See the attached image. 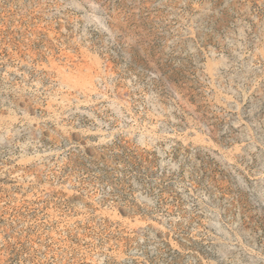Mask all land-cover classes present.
I'll return each mask as SVG.
<instances>
[{
    "label": "rangeland",
    "instance_id": "1",
    "mask_svg": "<svg viewBox=\"0 0 264 264\" xmlns=\"http://www.w3.org/2000/svg\"><path fill=\"white\" fill-rule=\"evenodd\" d=\"M0 264H264V0H0Z\"/></svg>",
    "mask_w": 264,
    "mask_h": 264
}]
</instances>
